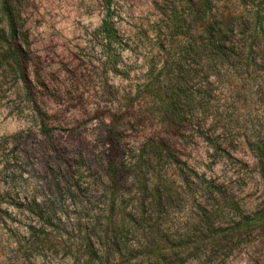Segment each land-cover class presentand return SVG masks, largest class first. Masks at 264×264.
Masks as SVG:
<instances>
[{
  "label": "rangeland",
  "instance_id": "374dc122",
  "mask_svg": "<svg viewBox=\"0 0 264 264\" xmlns=\"http://www.w3.org/2000/svg\"><path fill=\"white\" fill-rule=\"evenodd\" d=\"M9 2L33 94L0 53V264H264V181L246 135L264 133V64L246 74L199 51L201 0H112L110 47L105 0ZM256 6L212 0L226 21ZM179 81L229 126L221 153L192 128L167 135L180 166L154 145L162 101L186 104Z\"/></svg>",
  "mask_w": 264,
  "mask_h": 264
},
{
  "label": "trees",
  "instance_id": "16d2710c",
  "mask_svg": "<svg viewBox=\"0 0 264 264\" xmlns=\"http://www.w3.org/2000/svg\"><path fill=\"white\" fill-rule=\"evenodd\" d=\"M105 3L107 11L100 31L103 33L104 38L107 39L106 47H110L112 43L120 41V37L114 23L112 0H105ZM1 11L8 27L7 33L0 29L1 60L5 64H10L14 67V73L23 83L27 95L32 96L31 87L33 84L29 78L28 69L31 58L29 52L20 42L9 0H2ZM196 11L201 13L203 18L201 33L204 37L197 45L201 53L206 52L211 58L213 57V59H217L220 62H225L232 58L234 69H240L246 74L262 72L256 68L257 62L264 64V12L260 6L252 8L247 13L245 20L242 18L240 20L237 17L226 21L223 18L216 17L213 14L212 0H201ZM113 56L109 54L108 58L112 60ZM112 63L115 64L114 60ZM175 90L177 93H180L179 90H181L185 94L183 101L186 104L181 107L178 96L175 99L176 101H162L163 116L160 117L159 124L162 135L159 132L156 141H154L157 149L155 154L166 153L176 164L182 165V161L174 153L175 149L171 144L170 137L174 132L179 133L186 128H192L195 134L208 142L217 153L225 152L220 140L229 128L226 123L227 113H219V109L213 108L208 102H197L191 94L187 93V89L184 88L181 81H179ZM184 106H188L191 111H186ZM196 110L200 113L196 114ZM209 110L212 111V114H207ZM41 120L42 131L50 135L51 130L44 123V119L41 118ZM221 124L224 127H221ZM117 126L113 122L107 131V142L111 153L118 152V147L121 143V136L117 131ZM167 135L170 136L169 139ZM246 135L247 137L249 136L247 144L256 155L259 172L264 181V133H255L251 130ZM118 158L117 155L109 158L108 172L115 182H121L126 177L124 174V162H119ZM258 211H264V208ZM260 218H264V216L262 215Z\"/></svg>",
  "mask_w": 264,
  "mask_h": 264
}]
</instances>
